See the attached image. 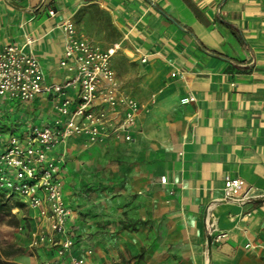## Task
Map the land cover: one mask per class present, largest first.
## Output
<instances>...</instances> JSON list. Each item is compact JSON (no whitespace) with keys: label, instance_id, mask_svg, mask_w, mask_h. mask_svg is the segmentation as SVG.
<instances>
[{"label":"crops","instance_id":"1","mask_svg":"<svg viewBox=\"0 0 264 264\" xmlns=\"http://www.w3.org/2000/svg\"><path fill=\"white\" fill-rule=\"evenodd\" d=\"M87 5L108 15L119 43L111 67L140 109L129 140L68 139L60 175L74 254L89 246L98 263L264 264V196L222 198L226 176L244 180L241 195L264 194V0H0V50L24 45L45 82L62 81L61 24L72 18L84 35L74 15ZM53 107L41 96L12 112L47 120ZM77 151L84 157L75 162ZM76 166L83 182L111 177V191L78 207ZM207 217L226 233L210 246ZM37 255L53 257L44 248Z\"/></svg>","mask_w":264,"mask_h":264},{"label":"built area","instance_id":"2","mask_svg":"<svg viewBox=\"0 0 264 264\" xmlns=\"http://www.w3.org/2000/svg\"><path fill=\"white\" fill-rule=\"evenodd\" d=\"M48 13L52 16L54 10ZM61 28L63 50L58 65L64 77L60 82L44 81L38 59L24 45L10 43L0 50V189L7 197L26 198L22 203L30 213L28 249L38 254L44 248L53 255L42 264H133L112 259L98 263L89 246H79L80 252L74 254L76 243L66 227L71 210L63 197L60 175L68 139L81 136L92 144L109 137L129 140L140 104L122 90L111 67L119 43L102 48L81 34L72 18L64 20ZM41 96L51 100L55 114L39 125L18 120L12 110ZM191 100L190 95L181 98L182 102ZM119 113L120 117L113 115ZM160 180L165 182L164 177ZM243 186L244 180L226 176L222 198L243 202L264 196L241 195ZM20 210L15 207L11 212ZM204 228L213 242L226 236L212 217L205 219ZM259 247L264 257V246Z\"/></svg>","mask_w":264,"mask_h":264},{"label":"rangeland","instance_id":"3","mask_svg":"<svg viewBox=\"0 0 264 264\" xmlns=\"http://www.w3.org/2000/svg\"><path fill=\"white\" fill-rule=\"evenodd\" d=\"M74 20L84 35L91 36L104 44L113 43L115 31L109 25V17L96 6L87 5L81 7L75 13ZM28 120L38 125L44 121L43 117L39 116V114L32 115ZM19 133L20 131L15 132L16 135ZM87 143L92 144L89 141H87ZM84 146H86V144ZM87 154L93 162L95 152L88 151ZM82 157H84V151L72 152V159H74L75 162ZM83 174H85L84 171L78 166L71 170V188L74 187L76 189V191L71 194L76 197L78 207L80 205V200L83 201V196L87 197L96 192L102 193L111 191V177H103L104 179L98 182H92V180L83 182ZM0 192H3V189H0ZM14 197L20 202H26V198L22 195L15 194ZM29 220L30 213L26 207H23L16 213H0V259L16 262L18 264H42L39 255L33 254L28 249L30 231ZM19 225H22L21 229Z\"/></svg>","mask_w":264,"mask_h":264},{"label":"trees","instance_id":"4","mask_svg":"<svg viewBox=\"0 0 264 264\" xmlns=\"http://www.w3.org/2000/svg\"><path fill=\"white\" fill-rule=\"evenodd\" d=\"M24 204L17 199L7 197L3 192H0V213H9L15 207L22 209ZM0 264H18L12 261L0 259Z\"/></svg>","mask_w":264,"mask_h":264},{"label":"water","instance_id":"5","mask_svg":"<svg viewBox=\"0 0 264 264\" xmlns=\"http://www.w3.org/2000/svg\"><path fill=\"white\" fill-rule=\"evenodd\" d=\"M207 245L210 246V238H207Z\"/></svg>","mask_w":264,"mask_h":264}]
</instances>
